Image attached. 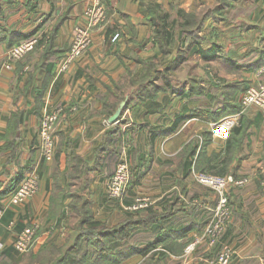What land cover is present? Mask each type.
<instances>
[{"label": "crops", "instance_id": "1", "mask_svg": "<svg viewBox=\"0 0 264 264\" xmlns=\"http://www.w3.org/2000/svg\"><path fill=\"white\" fill-rule=\"evenodd\" d=\"M152 1L168 11L173 20L180 16L178 9L200 15L218 3L105 0L108 21L94 30L90 48L68 70L60 72L62 53L70 47L75 26L86 23L84 12L91 0H0V25L6 31L0 37V208L4 209L0 216V264H50L54 246L69 249L70 257L89 249V244L79 238L80 223L68 194H76L78 200L87 198L91 221L106 223L108 227H114L135 208L152 205L164 210L168 214L166 218L159 217L158 228L139 231L133 241L142 245L148 240L156 243L157 235L169 230L173 231L170 243L185 244L191 253L187 256L197 257L201 247L206 246L203 231L211 218L210 209L220 197L216 187L209 188L199 179L204 171L197 166L202 159L209 168L225 157L227 172L220 176L244 179L245 184L231 182L227 188L234 214L218 247L222 242L233 246L236 264H264V116L260 108H245L230 137V152V138L207 140L211 122L206 119L207 114L191 117L176 131L158 136L154 144L150 141L153 130L172 127L185 103L189 110L203 103L207 107L206 96L214 92L216 113L224 112L226 102L237 110L244 89L264 82V72H258L264 65V0H232L219 10L218 19L207 18L198 35H204L210 43L215 41V47L190 37L181 46L175 35L167 53L153 39L155 30L149 7ZM116 30L122 37L113 42L111 34ZM35 32L41 33V44L25 59L6 67L9 45ZM179 56L178 66H170ZM149 60L161 62L160 70L167 67L173 83L184 91L160 89L148 96L127 93L123 101L128 103L117 121L122 122L121 130L112 148L120 153L121 161L129 163L132 183L122 201L109 199L105 194L109 174L103 162L98 165L97 161L98 146L105 132L116 123L110 122L111 116L103 112L105 98L114 101L116 93L123 89L133 91L134 85L127 80L141 78L144 62ZM190 61H199V72L204 66L212 67L219 84L214 91L212 82L191 75L196 68ZM180 67L184 69L178 72ZM156 83L163 85V80ZM227 83L234 84L228 95L224 93L229 89ZM197 89L200 94L194 92ZM189 93L199 99L191 101ZM58 108L62 111L55 131L56 152L52 160H43L39 165L38 192L21 203L10 204L8 185L22 180L38 159L42 113ZM193 137L205 141L203 150L199 144L194 156L190 153ZM107 154L102 153V157ZM215 154L222 157L209 161L208 157ZM83 174L84 179L78 180L77 176ZM83 184L86 185L82 187ZM34 223L40 225L37 243L31 251L20 254L13 245L15 237ZM163 245L158 242L156 250ZM203 252L209 256L208 250ZM145 256L135 252L120 263L141 262ZM176 258L174 252L166 262Z\"/></svg>", "mask_w": 264, "mask_h": 264}, {"label": "trees", "instance_id": "2", "mask_svg": "<svg viewBox=\"0 0 264 264\" xmlns=\"http://www.w3.org/2000/svg\"><path fill=\"white\" fill-rule=\"evenodd\" d=\"M232 0H218V3L215 6H208L207 10L200 14V16L196 14H188L183 9H178L177 13L181 16L177 17L176 19H170V13L162 8V6L157 2H149L150 7V19L152 21V24L154 25L155 34L153 36V39L156 43L160 44V49L163 53H167L170 50V46L173 45L174 36L177 35V40L181 42V46L185 45V41L190 37L193 39L198 38L199 41L204 42L206 40V37L199 36L198 32L202 30L205 20L211 16L218 19L219 15L221 14L219 10L224 9ZM5 29L2 25H0V37L3 36L5 33ZM185 32V34H184ZM37 33V32H35ZM31 33L27 36H23L19 41L16 43H13L9 45V48L20 43L21 41L30 38L33 34ZM189 34L186 38L185 35ZM2 38V37H1ZM2 40V39H0ZM42 39L39 41V45L41 44ZM213 47L216 46L215 41L212 42ZM38 45V44H37ZM70 48V47H69ZM67 48L63 53L62 56L65 54V52L69 49ZM182 53H180V56ZM180 56L176 60H172L173 62L170 64L173 67H177L180 61ZM161 62H158V64L153 63V60L145 61L144 62V74L139 79H132L130 77L127 81L132 82L133 91H129V88L123 89V91L116 93L117 99L114 101H111L109 98H105V109L103 110L104 113L107 114L108 117L113 115L116 110L118 109L119 104L125 99L127 93L130 95H139V96H148V95H155L157 91L160 89H169L172 91H177L181 93L184 91L181 87H177L175 83H173L171 79L170 72H168V68H164L160 70ZM158 68V69H157ZM159 79L163 80V85L159 83L157 85L156 80ZM219 84L216 82H212V90L214 91ZM236 85V84H235ZM120 87L119 85H117ZM234 86L233 83H227V87ZM248 85L244 91L249 87ZM199 90V91H198ZM231 88L226 90L224 93L226 95L230 94ZM195 93L200 92V89H197L194 91ZM193 92V93H194ZM206 96V95H205ZM188 97L191 101L198 100V97H194L192 94H188ZM206 98L208 99V105L212 106L209 108V106H197L192 107L190 110L188 108V103H185L182 110L178 112L175 116V121L172 127H165L160 128L157 130H153L151 133V139L150 141L153 142L158 136H162L171 132H174L177 130V128L185 121L190 119L191 117L197 116V117H203L205 114H207L205 117L209 121H217L221 119L223 116L236 112L241 109L235 108L237 110H234V108H229L230 106L227 104V102L224 104V112L216 113V105L213 104V100H215V94L214 92H210L207 94ZM126 104L128 102H125ZM204 108H203V107ZM125 107H123V110L120 114L119 119H121L122 114L124 112ZM189 111V112H187ZM121 123L122 122H116L114 123L104 134L103 139L98 146L97 150V161L98 165L101 163V161L104 164V168L109 174L108 176L111 177L116 171L117 163L121 161L120 153L115 152L112 148V144L117 138L120 130H121ZM147 125L149 126L150 123L147 121ZM239 126V125H238ZM238 127L235 126L230 135L228 136V139L236 132V129ZM232 147V141L231 138L229 139V143L227 146L228 152H230V148ZM199 148V142L198 139L195 137L193 140V143L191 145V152H193V156L196 154L197 150ZM226 150V152H227ZM107 152L108 154L103 158L102 153ZM199 156V155H198ZM221 156V155H219ZM218 154L213 155V157L209 156V161H213L214 158L219 157ZM78 159H81L80 156H77ZM194 158V157H193ZM199 159V158H198ZM205 161L202 159L199 161V164L197 166V169H200L201 171H208V168L204 166ZM220 164L216 163L215 165H212L210 167L209 171L215 172V174H225L227 172V158L225 157L223 160L219 161ZM214 164V163H213ZM206 168V169H205ZM90 170V169H89ZM132 177V172H131ZM78 180L84 179L83 175L77 176ZM21 181V180H20ZM19 181V182H20ZM17 181L15 184L11 183L8 185L7 190L12 191L16 186L19 184ZM132 183L130 180L129 186ZM72 185V184H70ZM86 184H83L82 187H84ZM71 195V207L73 208V211L75 212V216L77 220L79 221L80 225L77 227L79 232V238L85 240L86 243L89 244V249L84 250L83 253H81L79 256L76 255L74 257H70L67 255V252L69 249H61L58 247L53 248L54 251V257L51 260L50 264H107V263H119L120 261L124 260L126 257L130 256L131 254L135 252L143 253L145 255H148L145 258L146 264H158L160 262V259L165 257L167 250H170L172 252L174 251L175 246H180V248L183 249L185 244H181L179 242L170 243L168 240L171 239L170 234H173V231L165 230L163 232H160L158 234V238L156 243H152L151 241H146V245H142L140 242L136 243L133 241V238L137 236V233L142 230H149V231H155L158 226L157 223L159 222V217H167V214L164 210L160 211L157 208H155L152 205L146 206L145 208H135V210L128 211L126 213V217L120 221L118 224H116L114 227H108L106 223L102 222H92L91 221V211L88 207V200L87 198H80L78 200V197L76 194H68ZM78 200L79 204L77 205L76 201ZM85 223V224H84ZM177 231H175L176 233ZM179 236H181V232L179 233ZM139 238V236H138ZM143 238H151V236H143ZM172 240V239H171ZM163 242L165 245H163L159 250H156L158 248L157 243ZM167 242V243H166ZM139 244V245H138ZM220 250V249H219Z\"/></svg>", "mask_w": 264, "mask_h": 264}, {"label": "built area", "instance_id": "3", "mask_svg": "<svg viewBox=\"0 0 264 264\" xmlns=\"http://www.w3.org/2000/svg\"><path fill=\"white\" fill-rule=\"evenodd\" d=\"M91 4L85 9L86 23L75 27L74 37L70 48L65 52L59 62V71L68 70L71 65L83 54L86 48L91 43V28L96 26L101 20L106 18L105 5L101 0H91ZM99 14V17L95 16ZM102 21H105L104 19ZM119 34L116 33L112 37V41H116ZM41 39V33L37 32L30 38H27L20 43L10 47L6 52L7 67H10V61L19 59L29 51L33 50L36 44ZM259 73L264 72V65L259 68ZM241 109L223 116L217 121L209 122L210 130L214 137L227 138L232 129L237 126L242 118L244 110L249 105H257L264 116V82L258 85H250L242 94ZM62 108L55 110H46L42 113L40 120L39 135L40 141L38 145V159L32 165V168L22 178L19 184L14 188L9 195L10 204H18L26 199L34 196L40 187L39 165L43 160H52L56 152V128L60 121ZM106 121V120H105ZM199 179L208 184H214L220 193L218 205L214 209L215 216L210 218L203 231V238H210L209 243L212 245L217 242V237L220 236V231L225 230L228 222V201L225 194L226 187L230 181H235L234 178L222 176H208L204 173L198 175ZM131 180V168L127 161H120L117 165L113 176L109 177L105 189V194L109 199L122 201L128 191L129 182ZM242 181H237L241 183ZM4 209L0 208V216ZM220 213V214H219ZM38 223L25 226L19 231L13 242L14 248L20 254H25L32 250L38 240ZM224 245V246H223ZM222 249V250H221ZM221 250V251H220ZM218 258L212 260V264H231L233 260L234 249L229 243H223L220 248Z\"/></svg>", "mask_w": 264, "mask_h": 264}, {"label": "rangeland", "instance_id": "4", "mask_svg": "<svg viewBox=\"0 0 264 264\" xmlns=\"http://www.w3.org/2000/svg\"><path fill=\"white\" fill-rule=\"evenodd\" d=\"M92 2V1H91ZM101 2L105 5V9H106V18H105V14H104V17L103 18H100L101 20H99V22H97L98 24L96 25V26H94L93 28H91V39H92V41H91V43L89 44V46L86 48V50L85 51H87L89 48H90V46L92 45V43H93V32H94V30L96 29V28H98V27H100V26H103V24H105L107 21H108V19H109V13H108V8H107V5H106V2H105V0H101ZM91 4V3H90ZM203 10V9H202ZM84 16H85V13H84ZM95 16L96 17H99V14L98 15H96L95 14ZM198 16H200V15H198ZM86 18V17H85ZM211 18H213V17H211ZM105 20V21H102V20ZM79 25V24H78ZM77 26V25H76ZM75 26V27H76ZM75 32V31H74ZM116 33H118L119 34V38L116 40V41H118L121 37H122V34H121V32L119 31V30H116V31H114L112 34H111V41H112V37L116 34ZM73 37H74V34H73V36H72V38H71V44H72V40H73ZM42 38V37H41ZM40 41V40H39ZM116 41H113V42H116ZM206 44L207 43H210L211 41H210V39H208V38H206V40L204 41ZM38 45H39V42L37 43ZM36 44V46H35V48L33 49V50H31V51H29L27 54H25L24 56H22L21 58H19V59H15V60H12V61H10V66L13 64V62L14 61H17V60H23V59H25L27 56H29L30 55V53L31 52H33L36 48H37V45ZM71 44H70V46H71ZM210 44H212V43H210ZM84 51V52H85ZM83 52V53H84ZM5 61V66L7 67V60L5 59L4 60ZM193 61V60H192ZM192 61H190V62H192ZM196 62V61H195ZM195 62H192V64L195 66V68L196 69H194V71H192V73H191V75H193V76H196L197 77V79L198 78H200V77H202L204 80H206V81H208V82H215V78H214V71L212 70V67H210V68H206L205 66L203 67V72H199L198 70H197V67H198V65H199V61H197L196 63ZM192 67V65H189V67ZM188 67V68H189ZM179 69H182V70H179L178 72H181V71H183V69L184 68H182V67H180ZM213 69H214V67H213ZM185 77H188V75L186 74V76ZM41 120V119H40ZM39 128H40V126H39ZM208 131H209V134H208V136H207V140L208 141H210L212 138H214V136L212 135V132H210L211 130H210V126H209V129H208ZM1 138V137H0ZM195 137H193L192 139H194ZM198 138V137H197ZM198 140H199V138H198ZM39 141H40V135H39ZM205 141H204V139L202 138V141H200L199 140V144L201 145V148H200V150H203L202 148H204L205 147ZM219 155V154H218ZM220 157H222V155L220 156ZM204 163V162H203ZM217 163V161L213 164V165H215ZM205 164V163H204ZM206 165V164H205ZM212 165H209V168H208V171L206 170V172H204V174H206V175H208V176H220V174H215V172H212V171H209L210 170V167H211ZM197 172H199V171H197ZM222 177H226V178H229V176L227 175V176H222ZM237 181H242L241 183H237ZM231 182H235V183H237L238 184V186H243L244 184H245V180L244 179H239V180H235V181H230L229 182V184L227 185V187H226V191H225V194H226V197H227V201H228V203H227V205H228V210H229V215H228V222H227V225L229 224V222H231L232 221V217H233V214H234V210H233V205L231 204V202H230V198H229V196H228V192H227V188H229V186H230V184H231ZM212 185H214V184H211V183H208L207 184V186L209 187V188H213L214 186H212ZM219 199H220V197H219ZM219 202V201H218ZM218 205V203L215 205V206H213L210 210H211V212L212 213H210L211 214V218H213L214 216H215V213H214V209H215V207ZM142 209L143 208H145V207H141ZM132 210H135V209H132ZM220 214V213H219ZM122 221V220H121ZM226 225V226H227ZM225 231H226V228H225V230H221L220 231V236H218L217 237V242L216 243H214V244H210L209 243V240H210V238H207L206 237V246L204 245V246H202L201 247V252L202 251H209V254H207V255H209V256H206V255H204V252L203 253H197L196 255H197V257H195V256H192V258H190V257H188L187 256V254H191L190 253V248H187L186 249V247L187 246H184L183 247V249L182 248H180V246H175V247H173L174 248V251H175V253H176V260H174L173 262L172 261H169V262H166L169 258H170V256H171V254H174V252H172V251H170V250H167V252H166V255H165V257H163L162 259H160V262L158 263V264H212L211 263V261L212 260H216L217 258H218V255H219V252L222 250H220L218 253L216 252L218 249H219V247H218V243H220L221 241H223L222 240V235L225 233ZM223 243H226V242H222L221 244H223ZM224 246V245H223ZM233 247V246H232ZM220 248H221V246H220ZM234 248V247H233ZM194 249V248H193ZM235 251V250H234ZM192 252V251H191ZM170 255V256H169ZM148 255H146L145 256V258L147 257ZM200 257H202L203 259H200ZM146 260L144 259V260H142L141 262H134L133 264H146V262H145ZM115 264H121L120 262L119 263H115ZM231 264H236V257H235V253H234V256H233V260H231ZM243 264H245V262L243 261ZM248 264H256V262L255 261H253V263H248Z\"/></svg>", "mask_w": 264, "mask_h": 264}, {"label": "water", "instance_id": "5", "mask_svg": "<svg viewBox=\"0 0 264 264\" xmlns=\"http://www.w3.org/2000/svg\"><path fill=\"white\" fill-rule=\"evenodd\" d=\"M124 105H125L124 101H122L119 104L118 109L116 110V112L113 115H111V117L109 119L110 122L114 123V122L119 121V117H120V114H121V112L123 110Z\"/></svg>", "mask_w": 264, "mask_h": 264}]
</instances>
